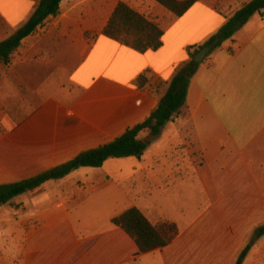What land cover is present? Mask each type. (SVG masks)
<instances>
[{
    "label": "crops",
    "instance_id": "0c3cea01",
    "mask_svg": "<svg viewBox=\"0 0 264 264\" xmlns=\"http://www.w3.org/2000/svg\"><path fill=\"white\" fill-rule=\"evenodd\" d=\"M38 2L0 0V42L28 20ZM120 2L156 20L163 32L160 48L140 53L103 35ZM232 12L220 13L203 0L181 16L154 0H61L59 14L23 39L8 65L0 63V106L15 103L23 132L24 125L52 124L65 142L75 132V140L106 143L151 114L189 60L187 49L204 46ZM141 74L146 82L138 86ZM140 137L150 140L140 158L112 163L116 174L104 194L110 195L109 213L99 228L87 229L82 214L71 215L82 197L73 202L41 193L33 201L41 206L31 213L13 221H7V211L0 213V264H235L255 229L264 226V13L253 15L199 63L173 121L155 137ZM187 185L190 199L182 192L190 207L174 208L184 216L157 206L159 195ZM122 187H128L126 194ZM141 203L148 205L146 214ZM130 207L151 224L172 221L174 239L141 253L111 222ZM241 264H264V235Z\"/></svg>",
    "mask_w": 264,
    "mask_h": 264
},
{
    "label": "trees",
    "instance_id": "16d2710c",
    "mask_svg": "<svg viewBox=\"0 0 264 264\" xmlns=\"http://www.w3.org/2000/svg\"><path fill=\"white\" fill-rule=\"evenodd\" d=\"M61 0H39L28 20L15 30L8 38L0 42V62L8 65L10 57L21 41L29 36L37 26L48 17L59 14ZM175 16H181L197 0H154ZM213 9L217 10L214 6ZM264 13V0H248L229 16L210 43L218 36L219 47L224 41L233 37L253 15ZM103 35L124 44L137 52L155 51L162 45L163 32L155 19L148 20L126 4L120 2L113 11L111 18L103 29ZM205 44V45H206ZM203 47H189V60L182 64L168 83L167 90L158 102L157 107L142 122L127 128L120 136L86 151L78 153L69 160L34 176L19 181L0 184V206L9 204L14 198L41 187L44 183L59 180L80 168H99L108 159L135 157L140 158L150 140L141 138L143 131L151 137L160 133L161 127L178 115L185 105L187 87L190 78L199 68L193 56ZM214 48V49H215ZM145 74L138 76L136 84L144 85ZM112 224L122 228L135 241L141 253L167 246L176 236L177 227L174 223L164 221L153 225L136 207H130L120 215L112 218ZM264 235V226L255 229L251 241L239 253L235 264H241L253 242Z\"/></svg>",
    "mask_w": 264,
    "mask_h": 264
},
{
    "label": "rangeland",
    "instance_id": "374dc122",
    "mask_svg": "<svg viewBox=\"0 0 264 264\" xmlns=\"http://www.w3.org/2000/svg\"><path fill=\"white\" fill-rule=\"evenodd\" d=\"M203 1L207 2L211 7L217 8L216 11L225 14L234 11L248 0ZM4 32L5 30H3L0 23V38ZM20 118L21 112L16 110L14 102H9L8 106H0V183L19 181L34 176L52 168L59 161L69 160L82 151L101 145L100 141H90L85 137L83 140V137H80V140H75V137H77L75 132L69 133L72 140L65 142L60 138L62 133L55 130L58 125L55 128L52 124L35 126L28 124L24 125L27 130L23 132L21 130L23 125L18 123L21 120ZM142 133L148 132L144 131ZM157 141L160 142V138ZM70 142L71 145H69ZM113 161L116 160L108 159L102 165V168H80L64 180L52 181L38 191L27 192L5 205L3 210H0V213L7 211V221L21 214L31 213L33 209L41 206V203L39 204L37 201L35 204L33 203L34 199L37 200L41 197V193L43 196L52 195L58 197L60 194L70 196L73 202L82 197V203L72 206L71 215L82 214L83 220L81 223L87 226V229L91 228L93 224L99 228L103 224V219L109 213L110 195L106 196L104 194L112 189L111 181L114 178V172L112 171ZM88 171L89 173H86ZM97 187L106 188L98 189ZM162 188L163 186L157 187L158 190H162ZM122 189L125 194L129 190L128 187H122ZM165 191H167L166 188ZM182 191L185 195H190L192 188L188 185L178 186L177 189H173V193L170 196L165 197L161 194L157 198L155 197L157 206L169 210L173 208L171 213L175 215V218L184 216L177 209H174L180 205L184 206V210L190 207L188 201L190 197L188 195L189 199L187 200ZM142 195L139 198L144 200ZM139 206L143 208L145 214L148 212L146 210L148 205L141 203ZM150 216L154 217V219L159 218L156 215H152L151 212ZM164 221L172 222L160 218L153 225H158Z\"/></svg>",
    "mask_w": 264,
    "mask_h": 264
},
{
    "label": "water",
    "instance_id": "95a60500",
    "mask_svg": "<svg viewBox=\"0 0 264 264\" xmlns=\"http://www.w3.org/2000/svg\"><path fill=\"white\" fill-rule=\"evenodd\" d=\"M219 43V37L216 36L212 42L201 47L198 52L193 56L196 63H200Z\"/></svg>",
    "mask_w": 264,
    "mask_h": 264
}]
</instances>
